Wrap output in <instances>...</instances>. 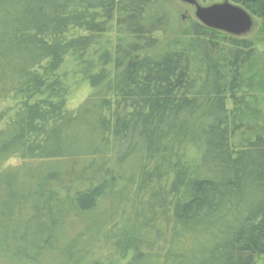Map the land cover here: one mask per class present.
Returning a JSON list of instances; mask_svg holds the SVG:
<instances>
[{"label":"trees","instance_id":"trees-1","mask_svg":"<svg viewBox=\"0 0 264 264\" xmlns=\"http://www.w3.org/2000/svg\"><path fill=\"white\" fill-rule=\"evenodd\" d=\"M172 2L0 0V264L264 255V0H232L255 38L192 21L150 53Z\"/></svg>","mask_w":264,"mask_h":264},{"label":"rangeland","instance_id":"rangeland-1","mask_svg":"<svg viewBox=\"0 0 264 264\" xmlns=\"http://www.w3.org/2000/svg\"><path fill=\"white\" fill-rule=\"evenodd\" d=\"M226 1L234 3L232 2V0H207V1L198 0V2L202 6H209L215 3H224ZM170 9L173 13L174 12L176 13V22L173 23L172 25L174 31L169 35H163L161 33L156 34V36L160 40V44L155 50L150 51V53H157V52L159 53V51L166 50L167 48H169L171 43L180 35L182 30L187 27V25L190 22L198 21L195 17V7L192 5L186 4L182 2L181 0H173V2L170 4ZM248 12L252 16L253 26H252L251 31H249L247 34L242 35L240 37L255 38L261 27V20L258 16L254 15L250 11ZM216 31L226 33L221 30H216ZM257 49H258L259 65L261 69L263 70L264 69V42H260L259 44H257ZM89 91L90 89H89V84L87 80L83 79V80H79L78 82H76L74 84L73 92L69 98V105L71 107H76L77 105H79L87 97V95L89 94ZM17 163H19L18 159H14L10 161V164L12 165L17 164ZM256 264H264V255L256 258Z\"/></svg>","mask_w":264,"mask_h":264},{"label":"water","instance_id":"water-1","mask_svg":"<svg viewBox=\"0 0 264 264\" xmlns=\"http://www.w3.org/2000/svg\"><path fill=\"white\" fill-rule=\"evenodd\" d=\"M195 7V17L204 26L242 36L251 31L253 20L250 13L236 3H215L202 6L198 0H181Z\"/></svg>","mask_w":264,"mask_h":264}]
</instances>
